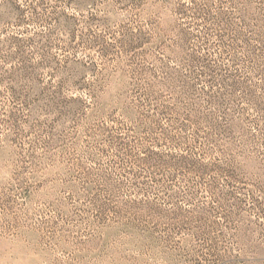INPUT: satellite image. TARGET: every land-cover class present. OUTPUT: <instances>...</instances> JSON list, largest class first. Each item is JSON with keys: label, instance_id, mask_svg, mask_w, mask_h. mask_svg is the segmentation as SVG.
I'll return each instance as SVG.
<instances>
[{"label": "rangeland", "instance_id": "1", "mask_svg": "<svg viewBox=\"0 0 264 264\" xmlns=\"http://www.w3.org/2000/svg\"><path fill=\"white\" fill-rule=\"evenodd\" d=\"M0 264H264V0H0Z\"/></svg>", "mask_w": 264, "mask_h": 264}]
</instances>
